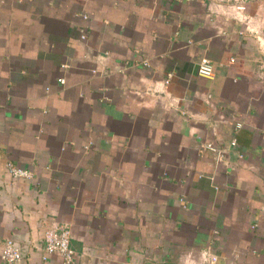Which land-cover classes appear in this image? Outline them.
<instances>
[{"label": "crops", "instance_id": "0c3cea01", "mask_svg": "<svg viewBox=\"0 0 264 264\" xmlns=\"http://www.w3.org/2000/svg\"><path fill=\"white\" fill-rule=\"evenodd\" d=\"M234 3L0 0V264H62V223L77 264H264V0Z\"/></svg>", "mask_w": 264, "mask_h": 264}, {"label": "built area", "instance_id": "2783aa9c", "mask_svg": "<svg viewBox=\"0 0 264 264\" xmlns=\"http://www.w3.org/2000/svg\"><path fill=\"white\" fill-rule=\"evenodd\" d=\"M177 2H190L193 0H176ZM230 1V0H228ZM236 13L246 12L247 0H235ZM87 19L86 15H83ZM242 22L247 23L248 18H238ZM86 36L83 35L82 38ZM146 64V62H144ZM198 75L205 79H212L214 77V65L207 57L201 58L198 64ZM63 81V80H62ZM61 81V82H62ZM168 83V81L166 82ZM241 125L237 124L236 129L240 128ZM231 147L237 146L235 139L231 141ZM88 148V147H86ZM205 149L216 153L217 158L221 160L224 149L208 143L205 145ZM6 173L12 180H30L32 178V172L19 167L12 162L6 164ZM71 228L68 224L62 223L55 225L45 231L41 249L43 252V260L46 261L52 254H59L62 257V264H77V255L71 246ZM26 253L22 247L18 246L13 239H6L2 246V259L4 264H15L25 259ZM216 257L210 259V263L216 262Z\"/></svg>", "mask_w": 264, "mask_h": 264}]
</instances>
